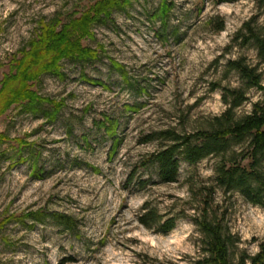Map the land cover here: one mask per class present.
<instances>
[{
	"label": "rangeland",
	"instance_id": "rangeland-1",
	"mask_svg": "<svg viewBox=\"0 0 264 264\" xmlns=\"http://www.w3.org/2000/svg\"><path fill=\"white\" fill-rule=\"evenodd\" d=\"M97 1L0 0V108L22 83V77L3 83L12 60L31 50L44 25L67 28L72 40L100 54L91 61L63 59L65 77L33 63L41 75L27 83L64 103L56 119L48 116L49 103L37 112L7 103L0 114V134L10 138L0 143V264H197L203 257L200 192L213 183L216 159L183 164L177 182L161 183L150 156L165 143V132H193L226 109L218 84H240L227 62H259L235 34L254 17L264 25V0H167L166 21L154 16L162 0H132L92 25L93 36H80L75 31L88 28L84 21ZM223 19L226 28L217 32L211 22ZM44 54L47 64L51 55ZM112 60L125 66L127 77ZM260 69L264 83L263 62ZM248 96L240 114L263 92L253 88ZM107 117L119 123L115 151ZM17 140L32 144L21 154L26 162L18 160ZM214 197L238 238L236 263L241 253H257L264 210L237 194L217 190ZM147 202L165 218L179 216L171 232L139 222Z\"/></svg>",
	"mask_w": 264,
	"mask_h": 264
},
{
	"label": "trees",
	"instance_id": "trees-1",
	"mask_svg": "<svg viewBox=\"0 0 264 264\" xmlns=\"http://www.w3.org/2000/svg\"><path fill=\"white\" fill-rule=\"evenodd\" d=\"M131 1L98 0L84 21L86 23L84 27L88 28L75 32L83 37L93 36L92 25L110 19L115 9L125 7ZM236 1L238 0H219V3ZM170 11L171 6L167 0H162L154 16L166 21ZM256 20L257 18L254 17L244 22L235 34V42L240 47H252L259 62L249 63L246 57L230 59L227 62L226 71L235 72L240 84L238 86L218 84L222 89V99L226 109L193 132H165L163 136L165 143L160 145L149 160L156 166L161 183H174L179 180L183 164L196 166L209 157L216 159L213 183L203 186L200 192L201 214L196 221L202 233L203 257L197 264H264V236L258 240L257 253H241L236 263L238 238L232 234L225 222L224 214H219V206L215 204L214 197L217 190L221 191L223 196L237 194L246 202L264 210V83L260 69L261 63H264V25H258ZM213 23L217 32H222L226 28L224 19L220 22L212 21L211 25ZM61 31L56 32V28L52 25H44L42 34L32 42L31 50H25L21 59L12 60L11 72L5 75L3 83L7 87L18 77H22V83H19L21 86L17 90H10V96L1 104L0 114L7 103H17L26 111L33 112L38 111L39 104L49 103L53 106V111L48 116L56 119L64 108V103L40 96L33 90V85L27 82L39 77L41 70L65 77L62 68L63 59L91 61L100 57L99 51L82 47L79 39L72 40L67 28ZM45 52L51 55V60L47 64L44 62L47 59L43 57ZM33 63L39 65L41 70L33 69ZM112 65L127 77L124 65L115 60H112ZM83 77L94 84L107 87L102 80L88 78L86 75ZM253 88L261 90L263 96L253 102L251 111L240 114L239 109L249 101L248 93ZM103 124L106 131L114 138L112 147L115 151L119 145L117 137L119 123L107 117ZM9 140L6 134H0V143ZM16 142L18 160L26 162L27 158H23L21 154L32 144L23 140ZM33 171L34 175H39L37 163L34 164ZM38 215L40 213L35 217L39 218ZM56 219L67 226L71 223L65 216L57 215ZM6 220L9 222L11 218ZM178 220L179 216L175 215L165 218V215L149 202L144 204L139 216V222L143 226L156 228L165 234L176 227ZM3 224L4 222L0 223V228Z\"/></svg>",
	"mask_w": 264,
	"mask_h": 264
}]
</instances>
